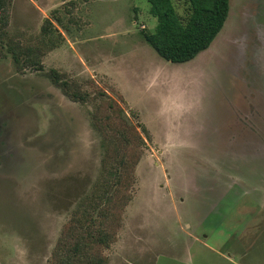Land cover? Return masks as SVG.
<instances>
[{
  "label": "rangeland",
  "instance_id": "374dc122",
  "mask_svg": "<svg viewBox=\"0 0 264 264\" xmlns=\"http://www.w3.org/2000/svg\"><path fill=\"white\" fill-rule=\"evenodd\" d=\"M172 2L184 21L188 3ZM229 4L209 48L172 63L143 40L157 24L148 0H6L0 264H60V239L83 234L106 152L93 115H112L108 102L144 145L115 238L95 246L102 264H264V92L253 87L264 0ZM12 43L39 47L43 68L17 67ZM51 69L88 101L67 96Z\"/></svg>",
  "mask_w": 264,
  "mask_h": 264
},
{
  "label": "trees",
  "instance_id": "16d2710c",
  "mask_svg": "<svg viewBox=\"0 0 264 264\" xmlns=\"http://www.w3.org/2000/svg\"><path fill=\"white\" fill-rule=\"evenodd\" d=\"M184 1L188 3L189 14L183 21L172 0H148L149 12L157 18V24L153 32L143 31V39L159 56L172 63L187 62L206 50L223 27L229 11V0ZM7 22L6 0H0V42L6 37ZM50 25V20H45L43 33L48 32ZM8 49L17 67L43 68V52L39 47H23L12 43ZM49 76L73 101H88L89 97L80 85L71 82L64 74L51 69ZM100 93L106 95L105 92ZM108 104L112 115H93V126L103 133V146L106 149L102 160V176L88 197L91 212L82 213L80 217V221L84 220L79 221L83 234H78L70 244L64 241V237L59 241L55 257L60 264H71L80 255L84 256L86 264H102L104 257L95 246H107L115 238L118 225L116 210L123 205L122 198H127L126 193L133 180V168L144 145L137 130H133L125 121L121 108L113 102ZM114 121L118 125L113 124ZM115 205L117 209H114ZM93 212L98 214V218H94Z\"/></svg>",
  "mask_w": 264,
  "mask_h": 264
},
{
  "label": "crops",
  "instance_id": "0c3cea01",
  "mask_svg": "<svg viewBox=\"0 0 264 264\" xmlns=\"http://www.w3.org/2000/svg\"><path fill=\"white\" fill-rule=\"evenodd\" d=\"M229 9H230V4H229ZM231 12V11H230ZM228 13H229V11H228ZM228 16V15H227ZM227 19V18H226ZM226 21V20H225ZM225 23V22H224ZM222 29V28H221ZM144 40V39H143ZM145 41V40H144ZM146 42V41H145ZM147 43V42H146ZM211 45V44H210ZM209 48V47H208ZM201 53V52H200ZM199 53V54H200ZM199 54H197V55H199ZM196 55V56H197ZM195 56V57H196ZM194 59V58H193ZM192 59V60H193ZM190 61V60H189ZM261 64H264V51H259V55H258V57H257V59L256 60H254V65H253V70H254V72L253 73H255V75H254V77H255V79L257 80L256 81V83H254L253 85V87H259L260 88V86H261V89L263 90V92H264V79L262 78V74H263V70H262V66H261ZM263 79V80H262ZM250 85H252V84H250ZM256 89V88H255ZM235 104H236V102H235ZM237 106V105H236ZM234 111H235V113H236V115H234V120L233 121H236V119H238V116H240V115H242V113L239 111V109L237 108V107H235L234 108ZM244 116V118H245V115H243ZM240 119V118H239ZM231 123H233V122H231ZM232 136V135H231ZM230 136V137H231ZM262 135H257L256 137H261ZM233 181V180H232Z\"/></svg>",
  "mask_w": 264,
  "mask_h": 264
}]
</instances>
